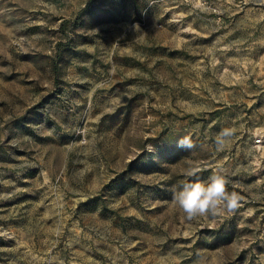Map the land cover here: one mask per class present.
Returning a JSON list of instances; mask_svg holds the SVG:
<instances>
[{
	"label": "rangeland",
	"instance_id": "374dc122",
	"mask_svg": "<svg viewBox=\"0 0 264 264\" xmlns=\"http://www.w3.org/2000/svg\"><path fill=\"white\" fill-rule=\"evenodd\" d=\"M0 264H264V0H0Z\"/></svg>",
	"mask_w": 264,
	"mask_h": 264
},
{
	"label": "clouds",
	"instance_id": "9594fccd",
	"mask_svg": "<svg viewBox=\"0 0 264 264\" xmlns=\"http://www.w3.org/2000/svg\"><path fill=\"white\" fill-rule=\"evenodd\" d=\"M233 136V129H222L214 139L216 150L224 151ZM177 147L192 150L196 145L190 137L185 136L177 141ZM201 171L199 166H190L185 169L184 175L189 180L183 183L181 190L173 194V202L185 219L196 221L235 212L239 207L240 197L237 193L227 190V180L222 175L214 173L205 184L197 179Z\"/></svg>",
	"mask_w": 264,
	"mask_h": 264
},
{
	"label": "built area",
	"instance_id": "2783aa9c",
	"mask_svg": "<svg viewBox=\"0 0 264 264\" xmlns=\"http://www.w3.org/2000/svg\"><path fill=\"white\" fill-rule=\"evenodd\" d=\"M254 143L257 145H260L263 143V135H258L257 137L254 138Z\"/></svg>",
	"mask_w": 264,
	"mask_h": 264
}]
</instances>
